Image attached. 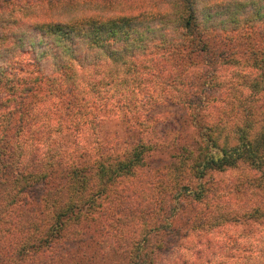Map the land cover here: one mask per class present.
Listing matches in <instances>:
<instances>
[{
  "label": "trees",
  "instance_id": "16d2710c",
  "mask_svg": "<svg viewBox=\"0 0 264 264\" xmlns=\"http://www.w3.org/2000/svg\"><path fill=\"white\" fill-rule=\"evenodd\" d=\"M124 1L0 0V264L83 246L91 228L118 238L108 252L130 246L126 264H153L182 236L183 218L193 231L238 227L206 248V264H264V0L217 2L206 13L196 0H149V9ZM227 35L242 48L222 55ZM227 66L248 97L242 116L232 104L218 129L204 116L212 90L228 84ZM151 87L189 112L190 132L157 165L163 144L144 137L118 154L98 141L94 154L83 143L64 151L60 137L38 144V103L64 104L57 132L95 136L105 120L139 124L131 112L156 106ZM234 170L229 184L216 178Z\"/></svg>",
  "mask_w": 264,
  "mask_h": 264
},
{
  "label": "rangeland",
  "instance_id": "374dc122",
  "mask_svg": "<svg viewBox=\"0 0 264 264\" xmlns=\"http://www.w3.org/2000/svg\"><path fill=\"white\" fill-rule=\"evenodd\" d=\"M249 1L251 0H196V3H198L196 12L198 13L200 11L206 13L208 10L213 11V5L215 6L217 2L221 3L220 6H225L227 4H234V2L247 3ZM124 2L133 9H135V7L137 9H149L154 7V3L149 0H130L129 2ZM246 10L247 12L249 11L248 9ZM247 14L250 15L249 13ZM205 15L207 14H204V17ZM201 17H203V14L200 13L198 18ZM224 25L228 26L229 23L224 22ZM231 38L230 35H227L220 40L218 45L216 44L222 55L224 53H226V55H231V50L242 48L239 43L234 41L235 39ZM218 62H221V60ZM232 71L233 69L228 68V66L225 69L223 68L221 70L222 81L223 78L226 79L227 82L231 81L233 78ZM228 84H231V87H229ZM228 84L223 83L221 89L212 90L211 95L213 98L212 100L209 99L210 104L208 108H206L204 116L205 121L216 119L218 123L220 122L218 129H221L223 122L230 116L233 117L235 115L230 114L224 117V112H229L233 108L231 107L232 104H234L235 113L241 114V111L243 110L242 106L248 97V92L245 88L242 87V89H239L238 87H234L237 86L238 82H228ZM151 88L154 89L155 92H153L150 99L157 97L158 101L156 106L152 101H149L148 105L147 102H144V107L137 108L131 112L137 120H140L139 124H134L131 120H128V122L125 120L117 121L116 119L105 120V122L99 127V134L95 136L90 133L88 129L81 134L66 131L65 128L60 132H57L56 128L58 127V123L66 122V118L64 117L66 112L64 104L63 106H60L57 101L53 100L49 101L47 105H42L40 102L35 108H37L36 113L44 125L45 130L43 132L45 133V136L40 135L41 137L38 139V144L43 145L48 142V139L52 140L60 137L61 140H63L62 148L64 151H72L75 144L83 143L90 148L92 154L96 153L95 151L98 146L102 148L103 152H113V154L115 152L118 154L123 151L122 148L129 142L136 141L139 137H144L150 139L151 142L156 141L159 144H163L160 149L152 154L154 164L157 165L160 156H162V154L158 155V153L169 148L171 142L176 139V136L180 137L181 135L190 132L189 124L187 122L189 112H187L188 109L181 104L176 105L174 102H177V100L171 102L169 96L161 95L160 93L156 95V91L159 92V90L153 87ZM159 98L162 99L159 100ZM141 100H149L147 94H143ZM262 104L263 103H257L256 106H262ZM225 105L228 106L223 107ZM213 106H215L214 109ZM258 115L260 117L263 116L262 113H260V110L257 111V117ZM125 118L128 117L126 116ZM128 124H132V127L130 128ZM224 130L226 129L224 128ZM224 130L222 129V131ZM54 141H50L48 143L49 146L50 144H53ZM96 141L101 144H97L98 146H96ZM240 172V170L226 171L225 173L217 174L216 178L229 184L230 182H233L235 178H238L239 174H241ZM181 221L183 223L181 230L182 236L176 240H172L169 247L167 246L166 250L160 252L156 256V260L153 264H183L186 260L187 262L185 264H206L207 257H210V253H213L212 251L208 252L206 248L211 246L216 240H224L232 234L235 235V232L238 230L236 225H229L223 228L207 229L206 231H193L190 227H187L186 218H183ZM94 230V228H91L90 232L86 234L85 239H87V242L83 246L75 245L73 249L69 246L64 250L54 248L45 253H41L39 256H36V258L31 260L30 258H26L20 264H45V260H48L49 264H126V254H128L130 246L126 250L124 249L126 251L125 253L123 250H118L115 253L113 251L108 252V250L105 249V243L111 245L116 244L118 243V238L107 236L105 234L101 235ZM259 230L262 232L263 228H260ZM237 235L239 239L243 238L247 244L249 243L252 246L258 242L252 237L253 235ZM231 242H233V240H231ZM106 248H110L109 245ZM229 256H231V253ZM210 264H213V260Z\"/></svg>",
  "mask_w": 264,
  "mask_h": 264
}]
</instances>
